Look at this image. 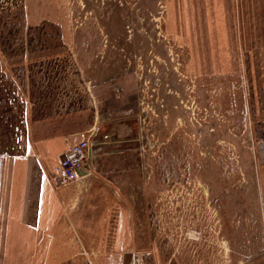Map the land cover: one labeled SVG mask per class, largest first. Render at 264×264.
Returning a JSON list of instances; mask_svg holds the SVG:
<instances>
[{
	"label": "rangeland",
	"instance_id": "obj_1",
	"mask_svg": "<svg viewBox=\"0 0 264 264\" xmlns=\"http://www.w3.org/2000/svg\"><path fill=\"white\" fill-rule=\"evenodd\" d=\"M0 59H63L65 89L128 124L129 233L114 258L70 241L73 264H264V0H0Z\"/></svg>",
	"mask_w": 264,
	"mask_h": 264
},
{
	"label": "crops",
	"instance_id": "obj_2",
	"mask_svg": "<svg viewBox=\"0 0 264 264\" xmlns=\"http://www.w3.org/2000/svg\"><path fill=\"white\" fill-rule=\"evenodd\" d=\"M62 60L7 68L0 59V264H73V240L77 252L81 242L104 243L114 258V243L129 233L131 207L114 203L123 189L114 180L115 155L129 141L128 124L114 127L113 103L105 118L101 102L92 113L86 93L66 90L70 82L55 73ZM92 133L98 144L87 190L56 189L50 178L67 147Z\"/></svg>",
	"mask_w": 264,
	"mask_h": 264
},
{
	"label": "built area",
	"instance_id": "obj_3",
	"mask_svg": "<svg viewBox=\"0 0 264 264\" xmlns=\"http://www.w3.org/2000/svg\"><path fill=\"white\" fill-rule=\"evenodd\" d=\"M96 138L97 135L92 133L67 147L56 175L50 178L56 189L73 185L77 195L87 190L92 178L91 169L94 164ZM151 254L152 251L131 249L126 254L125 264H155L151 261Z\"/></svg>",
	"mask_w": 264,
	"mask_h": 264
},
{
	"label": "flooded vegetation",
	"instance_id": "obj_4",
	"mask_svg": "<svg viewBox=\"0 0 264 264\" xmlns=\"http://www.w3.org/2000/svg\"><path fill=\"white\" fill-rule=\"evenodd\" d=\"M146 175H148V177H146ZM150 176H151L150 171H148L147 174L144 173V178H145V179L150 180Z\"/></svg>",
	"mask_w": 264,
	"mask_h": 264
},
{
	"label": "water",
	"instance_id": "obj_5",
	"mask_svg": "<svg viewBox=\"0 0 264 264\" xmlns=\"http://www.w3.org/2000/svg\"><path fill=\"white\" fill-rule=\"evenodd\" d=\"M95 143H96V144H98V140H97V141H95Z\"/></svg>",
	"mask_w": 264,
	"mask_h": 264
},
{
	"label": "bare ground",
	"instance_id": "obj_6",
	"mask_svg": "<svg viewBox=\"0 0 264 264\" xmlns=\"http://www.w3.org/2000/svg\"><path fill=\"white\" fill-rule=\"evenodd\" d=\"M111 141V140H110ZM100 147V146H99Z\"/></svg>",
	"mask_w": 264,
	"mask_h": 264
}]
</instances>
